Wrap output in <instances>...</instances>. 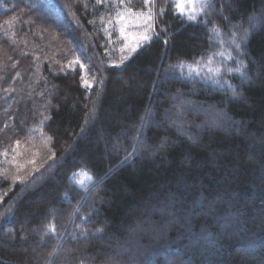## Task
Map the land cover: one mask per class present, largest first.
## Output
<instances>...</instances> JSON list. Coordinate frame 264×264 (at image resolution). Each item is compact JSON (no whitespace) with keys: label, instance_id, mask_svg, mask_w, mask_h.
Here are the masks:
<instances>
[{"label":"trees","instance_id":"16d2710c","mask_svg":"<svg viewBox=\"0 0 264 264\" xmlns=\"http://www.w3.org/2000/svg\"><path fill=\"white\" fill-rule=\"evenodd\" d=\"M209 3L0 0V264H264V0Z\"/></svg>","mask_w":264,"mask_h":264},{"label":"snow or ice","instance_id":"6c2138e0","mask_svg":"<svg viewBox=\"0 0 264 264\" xmlns=\"http://www.w3.org/2000/svg\"><path fill=\"white\" fill-rule=\"evenodd\" d=\"M97 3H100V0H97ZM123 4H124V0H119V6L122 7ZM145 6L148 7V11L146 12L141 11V12L133 13L132 10L128 8V9H125L124 11L118 10L116 14L117 24L121 25L120 26L121 36H123L125 40H128L129 36L125 32V26L122 25V21L127 16L135 15L138 20H141V22L144 25H146L144 32L131 37V40L133 41L132 45L131 46L126 45V47H130V51L132 52H135L136 48L141 46L142 43L150 41L152 39V35L155 33V28H154L155 21H154V16L152 12V7L149 4V0H145ZM172 7L174 8V10L176 11V13L179 15L181 19H185L190 22H197L198 17H201L206 14L205 10L210 7V3H209V0H172ZM161 12H163V9H161ZM210 31L212 33H216V35H220L219 30L215 27L212 28ZM243 35L244 37H246L247 31H245ZM235 36L236 34L233 33L230 43H231L232 48L238 52L240 50L241 45L239 42L236 41ZM165 43H167V39H165ZM209 43H210V46L216 43V41L213 39L212 36L209 37ZM220 45L222 48L225 46L223 41H220ZM217 57H224L226 60L233 58L230 52L225 56V53L223 51H218V52L209 54L206 60L204 56L202 55L200 59H196L193 62H186L183 60L178 61L176 65L170 66L169 70L175 72L176 69H187L188 77H191L193 75L197 77H201V68H205L208 73L219 75L221 72L220 67H215V68L212 67L214 59ZM70 63L79 64L81 70L85 68V65L81 64L79 60H74ZM240 64H241V67H243L242 61L240 62ZM241 67H237L235 69V72L240 73ZM181 74L183 75V73ZM203 78L211 79L210 76L203 77ZM81 79L84 80V77L82 76ZM84 83L87 84L89 88L92 86L86 80H84ZM77 175L84 176L89 181L92 180V177L88 175L87 173H77ZM76 184L82 186L83 182L78 180L76 181ZM79 211H80V208H76L74 210L73 215H75V213H78ZM97 231L99 232L100 230L98 229ZM48 232L55 236L56 235L55 227L53 226L49 228ZM43 238L44 237L42 236L41 239Z\"/></svg>","mask_w":264,"mask_h":264},{"label":"rangeland","instance_id":"374dc122","mask_svg":"<svg viewBox=\"0 0 264 264\" xmlns=\"http://www.w3.org/2000/svg\"><path fill=\"white\" fill-rule=\"evenodd\" d=\"M122 25L125 26V32L126 34L129 36V39L128 40H125V38L123 36H121V33H120V26L121 25H118L117 24V31L119 33V40L122 41V46H123V50H125V52L129 55V54H132L133 52L130 51V47H126V45H129L131 46L133 41L131 40V37L134 36V35H137L139 33H142L144 32V29L146 27V25H144L141 20H138L136 18V16H133V15H130V16H127L123 21H122ZM145 43V42H144ZM143 44V43H142ZM141 44V45H142ZM138 48V47H137ZM136 48V50H137ZM202 72H205L207 74H209L205 68H201V73ZM86 179L85 177L81 180L83 183L84 180ZM80 186V185H79Z\"/></svg>","mask_w":264,"mask_h":264}]
</instances>
